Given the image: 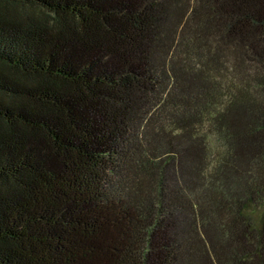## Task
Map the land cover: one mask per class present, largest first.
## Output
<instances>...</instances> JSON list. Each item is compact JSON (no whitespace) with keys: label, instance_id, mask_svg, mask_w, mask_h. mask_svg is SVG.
<instances>
[{"label":"trees","instance_id":"obj_1","mask_svg":"<svg viewBox=\"0 0 264 264\" xmlns=\"http://www.w3.org/2000/svg\"><path fill=\"white\" fill-rule=\"evenodd\" d=\"M0 264H264V0H0Z\"/></svg>","mask_w":264,"mask_h":264}]
</instances>
